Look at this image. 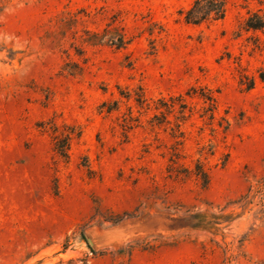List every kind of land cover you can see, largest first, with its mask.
Returning <instances> with one entry per match:
<instances>
[{
	"label": "rangeland",
	"instance_id": "obj_1",
	"mask_svg": "<svg viewBox=\"0 0 264 264\" xmlns=\"http://www.w3.org/2000/svg\"><path fill=\"white\" fill-rule=\"evenodd\" d=\"M193 1L0 0V264H264V0Z\"/></svg>",
	"mask_w": 264,
	"mask_h": 264
},
{
	"label": "trees",
	"instance_id": "obj_2",
	"mask_svg": "<svg viewBox=\"0 0 264 264\" xmlns=\"http://www.w3.org/2000/svg\"><path fill=\"white\" fill-rule=\"evenodd\" d=\"M227 11V2L226 0H194L191 7L186 10H182L181 13L184 14L185 22L190 24H201L204 22H215L225 18ZM259 17L258 20H253V17H249L246 26L247 29H263L264 28V18ZM264 79V76H262ZM254 85V80L248 84V88H252ZM143 100L138 99L139 103H142ZM62 150V149H60ZM66 155V154H65ZM192 172L198 178L201 179L202 184L206 187L210 181L209 173L204 169V167L197 163L195 169L186 170V173ZM203 214H195L193 216L194 224L192 227H206L208 226L207 222L201 218Z\"/></svg>",
	"mask_w": 264,
	"mask_h": 264
}]
</instances>
